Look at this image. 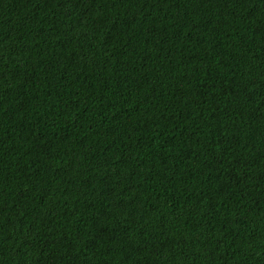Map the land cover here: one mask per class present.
<instances>
[{
	"label": "trees",
	"instance_id": "16d2710c",
	"mask_svg": "<svg viewBox=\"0 0 264 264\" xmlns=\"http://www.w3.org/2000/svg\"><path fill=\"white\" fill-rule=\"evenodd\" d=\"M0 264H264V0H0Z\"/></svg>",
	"mask_w": 264,
	"mask_h": 264
}]
</instances>
